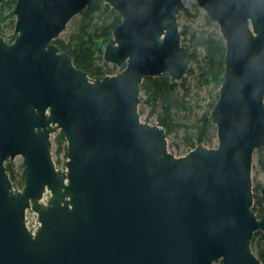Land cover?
<instances>
[{
    "label": "water",
    "instance_id": "obj_1",
    "mask_svg": "<svg viewBox=\"0 0 264 264\" xmlns=\"http://www.w3.org/2000/svg\"><path fill=\"white\" fill-rule=\"evenodd\" d=\"M15 1L16 37H0V264H264L251 249L256 232L264 241V177L260 217L251 178L264 146V0H101L121 19L102 58L123 69L93 80L54 43L93 0ZM185 1L218 27L224 71L208 117L217 147L175 157L165 130L141 121L140 85L187 75ZM18 156L20 190L5 166Z\"/></svg>",
    "mask_w": 264,
    "mask_h": 264
},
{
    "label": "trees",
    "instance_id": "obj_2",
    "mask_svg": "<svg viewBox=\"0 0 264 264\" xmlns=\"http://www.w3.org/2000/svg\"><path fill=\"white\" fill-rule=\"evenodd\" d=\"M15 0H9L0 5V22L5 20L3 11L9 8L12 16ZM181 16L189 25L180 28L182 44L192 55L187 76H191L199 87H220V78L224 71L223 61L225 45L218 32V27L203 15L202 24L194 26L198 16L196 6L185 9ZM121 22L120 16L101 0H93L87 9L73 19L66 34L55 40L61 51L68 54L76 68L87 73L90 79L115 75L116 68L103 61V49L112 36L113 29ZM11 43V42H10ZM190 86L184 78L180 83L172 84L168 75L156 78H145L140 85V104L149 109L147 120L155 118V125L163 128L167 136L177 135L185 129L183 140L185 146L192 150L200 144H208L216 136L215 127L208 121L209 114L218 99V93L206 109L201 106H192L189 99ZM142 96L144 99H142ZM200 109L195 114L193 109ZM145 109L140 108L142 115ZM186 120H180L181 114ZM54 154L66 157V141L61 132L55 134L53 139ZM259 170L264 174V146L258 148L254 154ZM24 167V166H23ZM7 173L12 183L16 176L10 164L6 165ZM24 172L20 176L19 185L23 188ZM262 182H255L252 186L253 211L260 217L262 214V201L260 190ZM251 249L260 261H264V241L260 232L254 234Z\"/></svg>",
    "mask_w": 264,
    "mask_h": 264
},
{
    "label": "rangeland",
    "instance_id": "obj_3",
    "mask_svg": "<svg viewBox=\"0 0 264 264\" xmlns=\"http://www.w3.org/2000/svg\"><path fill=\"white\" fill-rule=\"evenodd\" d=\"M9 2V1H7ZM193 5L196 6V10L198 13L197 18L195 19L194 26H199V24H202V20H201V16L205 15L204 12L195 4V2L193 1H185V9H193ZM10 10L9 8L5 7L3 14L5 18V20L0 22V37L8 44H11L15 37L16 34L14 32V24H15V18L14 16L10 15ZM178 25L181 28V26L183 25H189V22H186L185 19L181 16V14L178 16L177 19ZM69 23L65 29L66 33H67V29L70 27ZM65 31L60 35H64L66 34ZM11 42V43H10ZM189 68H194V65H190ZM123 68H116L115 70V74L118 73L119 71H121ZM187 81V85L190 86V92H189V99H191V105L195 106V104H197V106H201L202 108L206 109L208 107L209 104H211L214 96L218 93L219 88H216L215 86H203V87H199L198 85H196V83L194 82L193 78L191 76H185L184 77ZM183 78V79H184ZM142 99H144V97L142 96ZM140 108H144L145 111L142 115H140L141 117V121L142 122H146L149 123L151 125H155L156 121L155 118L151 117L150 119L147 120V115L149 113V109L147 107H145L143 105V103L141 105H139V110ZM193 112L195 114H199L200 113V109H193ZM180 120L182 119L183 121L186 120L185 115L182 113L179 116ZM185 129L181 130L177 135H170L167 136V143H168V151L169 153L173 154L175 157H180L182 155H185L187 153H189L192 149L188 148L187 146H185L184 140H183V134H184ZM60 132L57 131L56 134ZM54 136H52V143H53V139ZM204 147L210 149L212 147H217V139L216 136L215 138H212L211 142L208 144H203ZM54 145L52 146V159L54 161V163L56 164L57 168L59 169L60 172H64L65 171V162H66V157H63V155H59L56 156L54 154ZM7 164H10L11 167L14 170V174L16 176L15 182L13 183V185L15 186L16 190H20L22 189V187L19 185L20 182V176L23 173V169H24V163H23V158L18 156L16 157L13 161H6L5 166ZM264 177V174L259 170L258 165L255 161V156L253 158V164H252V172H251V178H252V186L253 183L255 182H262ZM50 195L48 192L45 193L44 195V200L47 202V200L49 199ZM214 264H221L220 261L215 262Z\"/></svg>",
    "mask_w": 264,
    "mask_h": 264
},
{
    "label": "built area",
    "instance_id": "obj_4",
    "mask_svg": "<svg viewBox=\"0 0 264 264\" xmlns=\"http://www.w3.org/2000/svg\"><path fill=\"white\" fill-rule=\"evenodd\" d=\"M42 204H46L44 198L41 201ZM25 226L29 229L33 234H35L40 226L38 221L37 214L34 213L31 209L25 212Z\"/></svg>",
    "mask_w": 264,
    "mask_h": 264
}]
</instances>
